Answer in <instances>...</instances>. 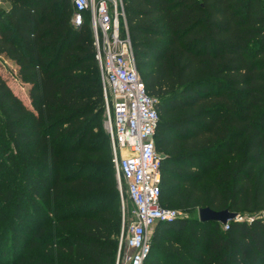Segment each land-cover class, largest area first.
<instances>
[{
	"label": "trees",
	"instance_id": "obj_1",
	"mask_svg": "<svg viewBox=\"0 0 264 264\" xmlns=\"http://www.w3.org/2000/svg\"><path fill=\"white\" fill-rule=\"evenodd\" d=\"M6 1L0 56L27 91L0 70V262L114 264L118 212L80 213L109 183L81 162L103 146L110 155L91 29L74 27L69 0ZM123 7L158 114L160 202L189 213L152 227L143 264L154 250L167 261L149 264H264V0ZM205 206L242 219L201 221L194 211Z\"/></svg>",
	"mask_w": 264,
	"mask_h": 264
},
{
	"label": "built area",
	"instance_id": "obj_2",
	"mask_svg": "<svg viewBox=\"0 0 264 264\" xmlns=\"http://www.w3.org/2000/svg\"><path fill=\"white\" fill-rule=\"evenodd\" d=\"M69 1L74 27L87 21L91 29L111 162L132 205L133 220L125 234L122 228L114 264H143L150 251L152 227L184 215L160 202L162 157L154 141L155 99L137 73L123 0ZM238 219L242 218L238 215Z\"/></svg>",
	"mask_w": 264,
	"mask_h": 264
},
{
	"label": "rangeland",
	"instance_id": "obj_3",
	"mask_svg": "<svg viewBox=\"0 0 264 264\" xmlns=\"http://www.w3.org/2000/svg\"><path fill=\"white\" fill-rule=\"evenodd\" d=\"M9 3L6 0H0V10L3 8H6ZM0 70L5 73L9 78V83L14 90L15 93H17L22 98H26V91L27 86L23 85L15 76V69L13 64L6 58H3L0 56ZM105 118L104 115L102 116V127H103V133L106 134L105 129ZM101 134L98 135L97 140H101ZM103 154L102 155H94V154H84L82 156L81 162L85 163V167H87L88 170H86V174L90 176L91 178L95 179H101V178H107L109 179L108 186H105L98 191L95 192L92 199L89 200V202L84 205V207L80 210V213H95L98 210H102L105 208H109L111 212H118L119 214V221H120V230L118 234V239L121 235L122 228L125 230L130 223L131 220H133V213H132V205L131 202L128 200L126 194H125V184L123 180H118L115 175V171L112 168V164L110 161V155H109V148L108 146H103ZM69 170H67V173ZM114 185V186H113ZM3 198V197H2ZM173 208H177L174 205H170ZM3 212V216L6 215L8 212V209H5V206H3V202L0 201V213ZM184 215H187L189 213L183 212ZM194 214L197 215V209H195ZM47 216H42V220H46ZM27 225L33 226L31 222H29ZM27 226L24 225L22 227V231L25 233H28L30 229L28 230L26 228ZM151 235V232H150ZM5 247L6 249H9V238H5ZM167 261V257L162 255V253H159V251H153L149 258L147 259L145 264L152 263L150 261ZM0 264H10V259L8 257L4 258L3 261L0 262Z\"/></svg>",
	"mask_w": 264,
	"mask_h": 264
},
{
	"label": "water",
	"instance_id": "obj_4",
	"mask_svg": "<svg viewBox=\"0 0 264 264\" xmlns=\"http://www.w3.org/2000/svg\"><path fill=\"white\" fill-rule=\"evenodd\" d=\"M238 213L227 208L214 210L208 206L197 208V218L201 221L214 220L225 224L231 219H238Z\"/></svg>",
	"mask_w": 264,
	"mask_h": 264
}]
</instances>
